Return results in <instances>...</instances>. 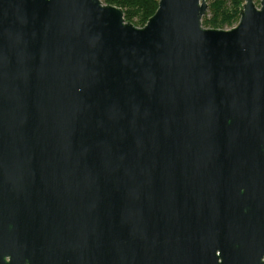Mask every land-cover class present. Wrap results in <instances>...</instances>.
Segmentation results:
<instances>
[{"label": "water", "instance_id": "water-1", "mask_svg": "<svg viewBox=\"0 0 264 264\" xmlns=\"http://www.w3.org/2000/svg\"><path fill=\"white\" fill-rule=\"evenodd\" d=\"M207 8L0 0V264H264V0Z\"/></svg>", "mask_w": 264, "mask_h": 264}, {"label": "trees", "instance_id": "trees-1", "mask_svg": "<svg viewBox=\"0 0 264 264\" xmlns=\"http://www.w3.org/2000/svg\"><path fill=\"white\" fill-rule=\"evenodd\" d=\"M106 4L123 10L124 19L137 27L145 25L154 14L159 0H102ZM243 0H212L208 5V13L204 14L203 27L223 29L232 27L239 20V7Z\"/></svg>", "mask_w": 264, "mask_h": 264}, {"label": "rangeland", "instance_id": "rangeland-1", "mask_svg": "<svg viewBox=\"0 0 264 264\" xmlns=\"http://www.w3.org/2000/svg\"><path fill=\"white\" fill-rule=\"evenodd\" d=\"M212 0H207V4L209 5V3L211 2ZM243 3V2H242ZM254 3H255V5L256 6H258L259 5V0H254ZM206 13H208V8H207V10H206V12H205V14ZM236 23H234V25H235ZM234 25H232V26H234ZM206 28H208V27H206ZM229 27H225V28H223V29H228Z\"/></svg>", "mask_w": 264, "mask_h": 264}]
</instances>
